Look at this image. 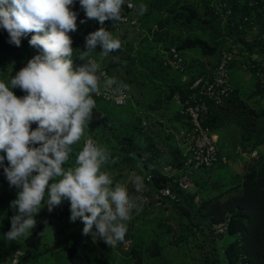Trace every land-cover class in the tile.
Wrapping results in <instances>:
<instances>
[{
  "label": "trees",
  "instance_id": "trees-1",
  "mask_svg": "<svg viewBox=\"0 0 264 264\" xmlns=\"http://www.w3.org/2000/svg\"><path fill=\"white\" fill-rule=\"evenodd\" d=\"M141 4L147 8L143 15L139 14ZM70 7L78 14L77 30L69 33L73 40L75 69L87 63V58H80L82 52L87 51L86 37L101 25L87 19L80 0H74ZM136 9L144 34L138 41H128L119 50L111 52L114 59L102 65L117 84H128L134 89H130L125 105L93 94L96 107L92 121L84 137L72 146L73 151L64 167L75 166L88 131L97 138V145L110 150L111 159L102 170L110 174L113 182L124 170L135 171V176L143 180L144 195L151 199L163 186H172L174 197H156L164 208L158 225L164 228L166 235L170 234L168 242L171 245L193 243L197 247L199 254L192 255V264H264V150L247 161L242 172L233 170L229 160L225 161L221 155L211 165H189L183 142L190 119L171 105L176 93L185 97L192 92L190 86L198 76L212 71L223 49L238 45L250 53L264 52V0H136ZM228 9L230 13H227ZM223 14H227L225 20ZM103 27L111 31L112 22L105 21ZM249 33L251 37H248ZM32 35L35 33L22 37L21 45L17 47L9 43L7 30L0 28V81L10 84L15 74L27 66L30 55L42 54L41 49L30 45ZM173 46L185 56L187 66L183 71L164 63ZM95 49L103 50L100 45ZM95 49L89 56L95 55ZM190 50L192 53L188 52ZM187 53L192 54L191 60H187ZM239 60H233L230 73ZM243 61L247 58H241ZM248 69L256 78L254 94L264 92L254 69L250 66ZM12 91L17 97L27 95L19 87ZM249 100L250 97H241L238 88L233 87L222 103L209 102L203 123L213 132L227 123H236L241 128V142L252 152L264 144V108ZM37 127V123L31 126L32 130ZM0 155L6 156V153L0 152ZM166 155L168 162L176 168L171 175L161 168ZM7 166L9 162L5 159L0 166V227L8 224L9 207L17 192L4 173ZM187 171L195 185L184 190L177 179ZM127 190L133 197L131 191L136 190V185L131 184ZM133 198L137 204L141 201V196ZM57 207L62 218H70V201L64 200ZM136 212L137 209H133L124 239H131V243L126 248L124 241L119 242L116 247L129 251L135 264H147L145 256L161 253L162 246L152 233L148 237L145 229L141 230L144 223H139L140 219L146 218L143 215L149 211ZM56 215L55 211L49 217ZM221 222H226L227 227L218 232L215 225ZM66 226L62 224L57 229L61 237L58 242L40 248L48 224L38 223L25 235L24 255L31 248H37L36 253L40 254L66 246L69 264H92L84 251L88 242L84 246L82 241L85 239L81 236L79 240V237L65 233ZM226 235L231 238L224 244ZM206 246L209 247L203 248Z\"/></svg>",
  "mask_w": 264,
  "mask_h": 264
},
{
  "label": "clouds",
  "instance_id": "clouds-1",
  "mask_svg": "<svg viewBox=\"0 0 264 264\" xmlns=\"http://www.w3.org/2000/svg\"><path fill=\"white\" fill-rule=\"evenodd\" d=\"M72 5L74 0H0V28L9 33V43L19 47L22 37L35 33L29 43L42 50V54L29 57L27 66L15 74L10 84L0 81V152L6 153V156L0 155V166L7 159L9 166L4 167L7 180L10 186L20 189L17 199L11 202L18 214L11 218V230L5 239L23 238L36 227L37 216L41 215L55 231L59 226L58 222L54 224V219L59 217L61 224H67L65 233L72 235L69 226L81 220L85 225L84 235L100 237L114 248L124 241L127 222L139 205L130 197L126 186H113L110 174L102 170L111 159L110 150L97 145L89 138L94 136H89L76 156L75 166L65 168L64 165L73 151L72 146L84 137L92 121L96 107L93 94H100L98 65L90 58L102 65L89 55L97 45L102 46L103 56L121 48L120 38L103 25L107 20L112 22L113 28L122 25H115L113 20L118 22L123 18L125 0H80L87 19L98 21L101 27L86 37L87 51L82 52L80 58H87V63L75 69L73 40L69 33L77 30L78 14L72 10ZM127 6L134 7L130 2ZM146 11L141 4L139 14ZM109 77L105 81L107 86L116 84L127 90L126 85L117 84L110 74ZM17 87L27 95L17 97L12 91ZM33 123L38 124L35 130L31 128ZM37 144L40 146L36 147ZM254 151L252 156L258 155L257 150ZM175 169L163 171L171 175ZM135 185L137 191L142 190L141 177L135 178ZM158 192L157 198L162 196ZM64 200L70 201V218L65 220L58 212L55 217H49ZM45 206L48 215L45 209L41 210ZM130 243L131 239L125 240V247ZM24 253L16 248L11 264L14 258L21 264L20 257Z\"/></svg>",
  "mask_w": 264,
  "mask_h": 264
},
{
  "label": "built area",
  "instance_id": "built-area-1",
  "mask_svg": "<svg viewBox=\"0 0 264 264\" xmlns=\"http://www.w3.org/2000/svg\"><path fill=\"white\" fill-rule=\"evenodd\" d=\"M129 2L133 4V8L127 6ZM228 12L230 13L229 9L227 10ZM121 15L123 18L120 21L113 20L115 25L119 26L123 23H128L138 26L140 20L136 11V0H125ZM226 16L227 14H223V20H225ZM243 57L247 58V61L244 63L245 66H250L254 69L260 84L264 86V52L250 53L248 50L234 45L229 49H223L221 51L215 66L209 74L200 75L193 81L190 86L192 89L191 93L185 97L179 93L174 95L180 111L190 119V128L185 132L186 155L189 165L194 167L211 165L220 155L224 160H227V156L220 152L216 144L217 139L212 129L204 125L203 116L208 110L209 102L220 104L230 95L233 90L230 65L233 60H239ZM90 59L98 65V73L100 74V94L96 95L106 100H112L120 105L127 103L129 98L127 90L116 84L107 86L105 81L110 79L107 70L100 66L94 58ZM164 63L179 71L185 70L187 66L183 54L176 46L171 48V54L167 56ZM89 138L93 139L97 144V140L94 137ZM254 154H256V151H254ZM167 169L172 170L173 166L169 165ZM177 183L184 190L192 189L195 185L191 179L190 171L182 173L177 179ZM158 195L174 197L172 186H163L158 192ZM215 226L218 232H223L227 224L226 222H221ZM17 263L18 258H14L12 264Z\"/></svg>",
  "mask_w": 264,
  "mask_h": 264
},
{
  "label": "rangeland",
  "instance_id": "rangeland-1",
  "mask_svg": "<svg viewBox=\"0 0 264 264\" xmlns=\"http://www.w3.org/2000/svg\"><path fill=\"white\" fill-rule=\"evenodd\" d=\"M113 32L114 36H118L121 40V45L127 44L128 41H138L139 38L144 34L143 28H140V23L138 26H131L129 24H122L118 28L115 27L111 30ZM252 34H248V37H251ZM103 50L95 49V55L94 56L101 65H107L109 62H111L114 59V55L109 53L107 56L101 55V52ZM31 56V55H30ZM29 56V57H30ZM192 59V54L187 53V60ZM237 66H233L231 69L232 79L234 83L237 80L238 74H237ZM236 73V74H235ZM236 78V79H235ZM246 78H249V72L246 76ZM124 84V83H123ZM127 87V90L129 92L130 89H134L133 86H130L128 84H124ZM255 88V79H250L247 81L246 87L242 90V96L247 98L249 95L254 91ZM138 90V89H137ZM176 102L173 101L171 103L172 108H176ZM169 113V111H167ZM86 131V130H85ZM85 138L89 136H93L92 133L86 132ZM36 147H39L40 145H35ZM243 162V161H242ZM240 163L239 160L235 157L232 160V164H235L237 169H242L244 167L245 163ZM234 165V166H235ZM243 165V167H242ZM67 167H72L66 166ZM241 167V168H239ZM236 169V170H237ZM35 174V173H34ZM135 171H128L124 170L122 172V175L120 178L113 182V186L115 184H121L128 187L130 185H135ZM51 183V181H50ZM16 188V187H15ZM20 189H17L16 192V199L17 194ZM131 195L134 197L135 195L141 196V201L138 203L139 209L138 211L147 210L149 213H145L143 216L146 218H141L139 223H144V227L141 228L142 231H146V235L149 237L150 233H152L153 238L156 237L159 244L162 246V252L159 254L154 255H146L144 258V262L147 264H192L194 258L193 256H197L199 254L197 247L193 245V243L183 244L181 246H175L171 245L168 242V239L170 238V234L166 235L164 228H161L158 223L160 222L159 219L163 215V207L162 204L157 203L156 201V195L151 199L149 196L144 195L143 189L141 191L132 190ZM47 206L43 207L41 210L45 209L47 211V215L49 214V211L46 209ZM56 212H58L57 209H54ZM10 219L8 220V224L6 227H0V264H11V258L14 254V251L16 248L21 249L23 252L26 250V243H25V236L18 241H8L5 239V235L7 232L11 230V218L14 215L18 214V210H15L11 207H9V213ZM36 217V216H35ZM44 219V221H42ZM38 220V221H37ZM37 224L41 223L48 224L45 236L43 238V243L41 244L40 248L45 247L46 245H52L61 238L55 231V229L52 228L51 224L44 218V216H37ZM58 222L57 227L62 225L61 219L55 218L54 224ZM36 224V225H37ZM231 235H226L223 239V243L226 244L230 240ZM102 248L98 245H93L91 242L87 245L88 249H84L85 253L88 255L90 261L92 264H135V259L133 258L132 254L127 250H121L120 248L114 247L111 248L108 246L104 240L102 241ZM209 246L203 247L208 248ZM37 248H31V250L27 254L21 255V264H69V256H68V250L66 246L58 247L56 250H49V251H41V253H36ZM200 261V260H199Z\"/></svg>",
  "mask_w": 264,
  "mask_h": 264
},
{
  "label": "crops",
  "instance_id": "crops-1",
  "mask_svg": "<svg viewBox=\"0 0 264 264\" xmlns=\"http://www.w3.org/2000/svg\"><path fill=\"white\" fill-rule=\"evenodd\" d=\"M190 53H192V51H188ZM203 59V58H201ZM245 62H241V59L238 61V63L234 66H237V80L234 83V81L232 80L233 86L235 88H238V92L240 94L241 97L242 96V90L246 87L247 81H249L250 79H255V88H256V78L254 76V74L248 69V67L245 66L244 64ZM249 72V78L247 79L246 76ZM236 74V73H235ZM236 79V78H235ZM254 88V89H255ZM250 103L253 105H258L262 108H264V92H260V93H256L254 94V92H252L250 95ZM178 105L176 104V108L177 109ZM172 112L169 111L168 114H171ZM214 134L216 136V144L218 146V148H220V150L229 158V164L230 167L235 170L236 172H242V169H237L235 164H232V160L236 157L237 160L240 161V163H246L247 161H249L250 159H252V152L248 151L244 144L241 142V128L239 127V125H237L236 123L232 122V123H227L225 124L223 127H221L219 129V131H214ZM182 142V140L180 141ZM183 146L186 147V138L183 142ZM264 150V144H262L260 147H257L256 150L259 153L260 151ZM168 155H166L165 160H164V164L161 165L162 170H166L169 162H168ZM235 165V166H234ZM245 165V164H244ZM243 167V165H242ZM241 168V167H239ZM237 169V170H236ZM176 170V169H175ZM172 172H175L174 170ZM157 203H159V201H157ZM132 216V215H131ZM84 224L81 222V220H77L75 222L72 223V225L69 226L71 232H73L74 236L82 237L83 239H85L84 241H82V243L88 242V244L91 242L94 246L95 245H102V240L100 237H97L95 235H84L83 234V228H84ZM95 226L93 228V232H95ZM81 236V237H80Z\"/></svg>",
  "mask_w": 264,
  "mask_h": 264
}]
</instances>
